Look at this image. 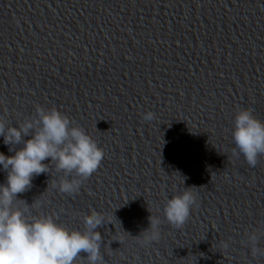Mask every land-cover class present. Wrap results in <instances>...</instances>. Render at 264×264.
Masks as SVG:
<instances>
[{"label": "clouds", "instance_id": "9594fccd", "mask_svg": "<svg viewBox=\"0 0 264 264\" xmlns=\"http://www.w3.org/2000/svg\"><path fill=\"white\" fill-rule=\"evenodd\" d=\"M143 119L152 121L155 114L149 111L143 114ZM231 135L235 145L232 155L237 158L242 155L250 167H255L264 156V121L252 109H240ZM0 137L5 145L11 146L9 151H14L10 156L0 152V165L7 172L6 182L0 184V264H77L78 260L104 264L101 252L104 239L98 231L105 225L104 214L91 210L83 216V230L69 229L57 223L52 215H33L34 202L29 205L18 195L32 187L34 177L50 173V164L61 174L53 187L68 195L78 193L101 166L104 150L66 114L55 107L40 105H36L34 116L16 126L0 115ZM16 145L22 147L17 149ZM195 188L185 187L167 199L163 216L172 227L182 228L198 206L199 193ZM20 201L24 202L23 207ZM148 220L149 226L135 237L136 243L145 248L161 239V218L151 214ZM262 238L264 228L246 235L245 244L253 258H264ZM229 246L230 242H221L223 249Z\"/></svg>", "mask_w": 264, "mask_h": 264}]
</instances>
